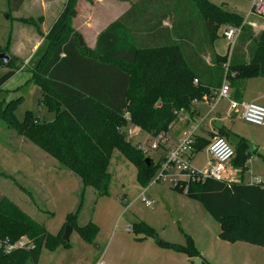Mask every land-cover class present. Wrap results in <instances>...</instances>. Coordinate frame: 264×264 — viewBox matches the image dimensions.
Listing matches in <instances>:
<instances>
[{
  "label": "trees",
  "instance_id": "16d2710c",
  "mask_svg": "<svg viewBox=\"0 0 264 264\" xmlns=\"http://www.w3.org/2000/svg\"><path fill=\"white\" fill-rule=\"evenodd\" d=\"M182 1L177 0L176 11L165 18L172 22V28L162 27L164 18L140 23L138 28L153 32V39L133 36L129 12L104 29L97 38L96 47L90 49L85 42L81 45L78 40L81 34L72 25L78 13V0H67L64 10L29 61L30 80L41 88L43 102L55 113L54 120L42 121L29 112L19 120L15 112L19 99L9 102L0 99V120L9 129L30 139L80 177L83 183L80 202L66 222L88 243L92 244L99 227L94 222L83 226L78 223L85 188L92 186L97 196H107L114 151L118 150L136 167L137 179L144 186L152 182L162 165L163 160L154 162L120 132L121 126L127 123L123 117L126 111L131 124L143 132L150 135L168 133L179 112H190L195 102L214 97L224 80L235 84L264 76V30L256 34L245 23L244 13L211 0ZM8 2L9 11H17L24 0ZM143 8L147 7L138 6V10ZM41 21L43 17L38 22L34 18L21 20L33 24L38 33L44 35L38 25ZM225 24L241 27L230 56L213 51L219 30ZM165 30L172 38H165ZM8 42L6 47L0 45V52L10 57L8 63L0 58V68L8 69L0 76V92L20 69L18 62L21 60L9 53L10 38ZM203 45L210 48L213 66L204 65L202 54L208 52L201 49ZM219 130L220 136L228 138V130L224 127ZM206 144L208 142L196 139L195 152L205 148ZM235 149L234 166L245 169L251 155L246 140L241 138ZM146 158H150V165ZM175 188L186 191L202 204L220 224L221 239L264 248V182L234 181L228 184L207 178L185 181ZM65 225L59 233H51L15 202L2 197L0 238L14 242L27 236L35 248L15 250L11 254L0 251V264H38L43 249L54 251L61 245L69 247L71 244L62 239ZM139 230L154 236L153 228L144 221L133 225L134 232ZM186 241V245H182L159 240L162 246L172 247L189 257H201L204 264H212L197 251L189 235H186Z\"/></svg>",
  "mask_w": 264,
  "mask_h": 264
},
{
  "label": "rangeland",
  "instance_id": "374dc122",
  "mask_svg": "<svg viewBox=\"0 0 264 264\" xmlns=\"http://www.w3.org/2000/svg\"><path fill=\"white\" fill-rule=\"evenodd\" d=\"M211 2L237 10L245 16L252 7L250 0ZM55 5L56 2L47 4L49 17L55 11ZM44 9L42 3L26 0L20 11H9L8 0H0V45L8 46L10 38L9 53L21 60L18 62L20 69L16 75L3 86L0 99L5 102L19 99L15 111L19 120H23L27 112L42 121L49 122L54 118V112L43 102L41 88L30 80L29 61L33 55L30 51L34 43L33 36L38 33V28L33 24L21 22L32 17L38 22V19L43 17L42 14L46 15ZM257 19L263 22L262 18ZM247 20L255 19L250 17ZM40 24L39 28L43 32ZM216 44L220 52L226 53L227 41L221 30ZM6 70L7 67L0 68V76ZM123 117L127 123L121 126L122 129L131 123L128 121L130 117L127 111ZM231 124L235 130L264 143V126L258 127L235 119H232ZM127 129L139 132V135L132 139L134 146L148 138L146 132L135 129L132 125ZM159 156L157 151L149 154L154 162L158 161ZM207 158V152L201 150L190 162L200 171L207 167ZM261 171H264V168L256 169V172ZM110 173L112 181L107 197H101L95 202L98 199L97 192L92 186L87 187L84 213L78 219L79 224L94 220L100 227L92 244L74 231L70 236L69 247L61 245L54 251L43 249L38 264H91L108 246V251L102 256L106 264H204L201 257H189L172 247L162 246L159 242L160 240L186 245V235L190 236L197 251L208 262L228 264L226 257L232 255L226 249L229 243L217 238L225 247L221 246V249L218 245L216 236L220 225L197 199L186 194V191L176 189L170 182H155L159 172L153 176L148 186L142 185L137 179L136 167L118 150L112 155ZM260 177L259 180L255 178L253 181H263L264 175ZM249 179L250 177H247V180ZM81 188V179L76 174L58 163L30 139L19 135L13 128L9 129L4 121L0 120V199L6 197L12 202H17L23 212L31 214L35 221L56 233L61 231L63 224H67L68 215L76 210ZM144 197L152 204H147L143 200ZM123 198H127L128 204L123 203ZM174 212L179 215L182 213L183 217L175 219ZM204 214L207 219L200 227L198 221H201ZM140 220H146L145 223L153 228V237L141 230H129V226L139 223ZM192 235H196V238L193 239ZM235 259L236 257L233 261ZM256 260H264V257L258 255ZM234 263L241 264L237 261Z\"/></svg>",
  "mask_w": 264,
  "mask_h": 264
},
{
  "label": "crops",
  "instance_id": "0c3cea01",
  "mask_svg": "<svg viewBox=\"0 0 264 264\" xmlns=\"http://www.w3.org/2000/svg\"><path fill=\"white\" fill-rule=\"evenodd\" d=\"M25 1L26 0H24V2ZM36 1H38V3L43 4V6L45 8L44 10L46 12V15L42 14L44 19L42 22H40L41 24L39 23L42 26L44 35H41L37 32L35 33L36 35H34V36L32 35L33 41H34L32 48H31V51H30L32 54H34V52L41 46V43L43 42L42 40L44 39V36L49 32V30L53 26L52 24L59 17L60 13L64 10L63 9L64 4L66 3L67 0H36ZM176 1L177 0H92V1L78 0L77 7H76V9L78 10V13H77L76 17L73 18L72 25L75 27L76 31L81 34V38H82V40H84L86 47L90 48V49H94L97 45V41H98L97 38L103 32V30L106 29L108 26H110L112 23L118 21V19H120L124 15L131 12V15L129 16V23H131L130 26H131V29L133 31L132 32L133 36L138 38V39H153L152 38L153 32H151V31L147 32V31H144L142 28H138L141 26L140 23H146V22H149L150 20L164 18L165 21H163L162 27L164 28L165 26H168L169 28H172V22H170L169 20H166L165 18L170 17V14L171 13L174 14V12L176 11L175 10L176 6H174ZM24 2H23V4H24ZM49 2H51V3L56 2L55 11H53V14L51 17H49L48 12H47L48 11L47 10V4ZM181 2H183V1L180 0V3ZM250 2H251V0H250ZM141 5H142V7L145 6L147 8H143L141 10H138V6H141ZM166 6H169V7H166ZM21 7L17 11H20ZM235 11H237V10H235ZM248 14L245 16L244 20H247L250 17H253L255 19L253 21L247 20V24L252 27L253 31L256 34H258L260 31H263L264 30V23H263L264 20H263V22L259 21V19H257L256 16H253V15L249 16ZM32 18H34V17H32ZM35 28H36V26H35ZM35 28H33V29H35ZM220 30H219V32H220ZM169 31H170V29H169ZM163 33H164L165 38L167 36H170L172 38V34L169 33L167 30H165ZM173 38H174V35H173ZM201 49H203V50L206 49V51L208 52V54H206V53L202 54V58L205 62L204 65L213 66L209 46L204 47V45H203ZM213 51L219 55H222V56L227 55L229 53L228 52L229 51L228 43H227L226 53L220 52V49L218 48L216 42L213 45ZM230 55H231V53H229V56ZM237 57L240 58L239 55H237ZM20 58H22V57H20ZM244 58H245V60H248V57H244ZM31 76H32V73H31ZM30 79H31V77H30ZM231 85H232L231 86L232 87L231 97L233 99H237L239 101H244V102L245 101L254 102V103H257L259 105H261V104L264 105V76H260V77H256V78H250V79H247L245 81H236L235 84L232 83ZM214 92H215V90H214ZM214 92H213V95H214ZM212 97L210 99H204V100H201V101H198L197 103H195L192 111H190V112L184 111V110L182 112H179V114H178L179 118L172 124L171 128L168 130V133H167L169 143L171 145L177 143L178 140L181 138V136L184 132V129L193 123H197V124L200 123L199 128L196 130L197 131L196 132V139L200 138L201 142L204 140L205 142H208V144L215 137V135L220 134L219 129L224 127L226 130L229 131V135H230V132H232L240 138V141H241V138H243L246 140L247 145H248V143H252L254 145L252 152L249 151V145H248L247 151L251 155H250L249 159L247 160V164H246L245 169L235 167L233 161H231V164H230L231 172L230 173L233 175V177H235V179L238 182L242 181L246 184L247 183H263L264 180L260 181V182H255L253 180L255 178H258V180H259L261 178L260 176L264 175V171L256 172V169H263L264 168V143L261 141L259 142L258 139L257 140L251 139L247 134H244L243 132H239L238 130H235V128H233V124H231L232 119L244 121L242 118V115L240 113H236V112L232 111V109L230 107V101L229 100L223 99V100H218V101L214 102ZM54 118H55V113H54ZM54 118H53V120H54ZM53 120H51V121H53ZM229 135H228V138H229ZM148 137H149V135H148ZM208 144H206L205 148L201 149V150H205L207 152V155H208L207 162H208L209 157H210L208 149H207ZM200 151H196L191 156V159L194 160L195 156ZM157 152H158V154H160L158 161L162 160L166 155L165 149L159 150ZM207 165H208V163H207ZM247 177H250V179L247 180ZM82 188H83V183H82ZM82 188H81V190H82ZM86 190H87V188L85 189V194H86ZM85 194H84V196H85ZM104 197H107V196H104ZM100 198L101 197L98 196V199L95 202H98ZM144 198H143V200H144ZM126 200H127V198H123V203L128 204V202ZM79 202H80V198H79ZM85 202H86V196L84 198V205H83V208L81 210V213L78 216V219H79L80 215L82 213H84ZM145 202H147V204H148V202H150V201H148L146 199ZM151 204H152V202H151ZM174 215L176 217L175 219H179V218L183 217L182 213H181V215H179V214L174 212ZM31 217L34 218L32 215H31ZM206 219H207V217L204 214L201 221H198V225H200V227H202V222L206 221ZM140 221H144V220H140ZM90 222H94L97 225V223L94 220L93 221L88 220V222L86 224H88ZM86 224H79V225L83 226ZM99 229H100V227H99ZM74 231L75 230H73V232ZM59 232L60 231H58L54 234H57ZM51 233H53V232H51ZM219 234H220V231H218L217 236H216V240L218 241V245L220 247L221 246L225 247V244H221V242H219V240H218L220 238ZM195 236L192 235L193 239L196 238ZM217 241H216V243H217ZM224 241H226V240H224ZM226 242L229 243V244H227L228 247L226 248L228 250V253L229 252L232 253V255H229L228 257H226L228 264H235L234 263L235 261L240 262L241 264H255L257 262H258V264H264V260H260V261L256 260L258 255L264 257V248L259 247V246H255L254 244H250V243L248 244V243L240 242V241L233 242V243H231L229 241H226ZM98 248H101V247L98 246ZM108 248H109V246L107 247L106 251L102 254H99L98 257L96 259H94L91 264H94L98 260L102 259L103 254H106V252L108 251ZM221 249H222V247H221ZM231 256L233 258L236 257V259L233 261V258ZM219 263L224 264L222 262H219Z\"/></svg>",
  "mask_w": 264,
  "mask_h": 264
},
{
  "label": "built area",
  "instance_id": "2783aa9c",
  "mask_svg": "<svg viewBox=\"0 0 264 264\" xmlns=\"http://www.w3.org/2000/svg\"><path fill=\"white\" fill-rule=\"evenodd\" d=\"M251 10L249 16L253 15L257 18L264 20V0H251ZM247 23V20H245ZM222 36L228 43L229 53H232V49L239 39L241 34V27H237L232 24H225L221 27ZM196 82V81H195ZM231 83L224 80L222 86L216 90L213 97V101L229 100L232 111L240 113L245 122L262 127L264 126V105H259L254 102L239 101L231 97ZM197 103V102H195ZM179 118V117H178ZM130 121V118H128ZM132 125L131 123L128 124ZM200 123H193L184 129L181 138L177 143L171 145L168 141L167 133L162 132L156 135H149L145 142H137L135 145L140 148L145 154L149 155L153 151L166 150V155L162 159V165L159 169V174L155 177V182H170L174 186L182 185L185 181L189 180H205L207 178L217 179L225 181L231 184L237 181L235 177L230 173V164L232 159L236 156L235 146L230 144L228 139L215 135L211 142L207 145L209 152L208 165L204 170H196L192 166L191 156L195 152V140L196 130L199 128ZM121 128L120 132L125 133L128 141L132 142V139L139 135V132L135 133L132 129ZM133 126V125H132ZM172 125H170L171 128ZM133 128L142 131L139 127L133 126ZM146 144V145H145ZM146 201V199L144 198ZM151 204V202H148ZM129 230H133V226H129ZM35 248L33 241L26 237L11 241L9 238H0V251L5 254H11L15 250H28ZM94 264H106L103 259L98 260Z\"/></svg>",
  "mask_w": 264,
  "mask_h": 264
},
{
  "label": "water",
  "instance_id": "95a60500",
  "mask_svg": "<svg viewBox=\"0 0 264 264\" xmlns=\"http://www.w3.org/2000/svg\"><path fill=\"white\" fill-rule=\"evenodd\" d=\"M78 40H80L81 45H83L84 40H82L81 37H78ZM0 58L3 60L4 63H8L10 61L9 55L6 53H3V52H0ZM228 141L230 144H232L236 147V146H238V144L240 142V138L236 134L230 132ZM248 145H249V151L252 152L254 145L252 143H248ZM145 161H146V163H148L150 165V158H146ZM73 230H74V228H72V226L69 223H67L65 225V232L62 236V239L66 242H69L70 236H71Z\"/></svg>",
  "mask_w": 264,
  "mask_h": 264
}]
</instances>
